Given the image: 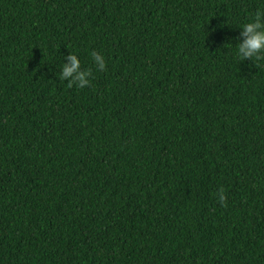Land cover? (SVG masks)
Instances as JSON below:
<instances>
[{
    "label": "trees",
    "instance_id": "obj_1",
    "mask_svg": "<svg viewBox=\"0 0 264 264\" xmlns=\"http://www.w3.org/2000/svg\"><path fill=\"white\" fill-rule=\"evenodd\" d=\"M257 10L0 0V264H264V58L236 55Z\"/></svg>",
    "mask_w": 264,
    "mask_h": 264
},
{
    "label": "clouds",
    "instance_id": "obj_2",
    "mask_svg": "<svg viewBox=\"0 0 264 264\" xmlns=\"http://www.w3.org/2000/svg\"><path fill=\"white\" fill-rule=\"evenodd\" d=\"M241 29L240 35L243 39L237 44V57L241 60L264 58V10H257L254 16L242 25ZM91 57L98 70H105L106 61L102 54L93 51ZM65 59L67 63L60 65L59 79L67 81L69 87L75 85L78 88H84L87 86L91 71L81 69V62L74 53H69ZM219 198L223 202L222 193Z\"/></svg>",
    "mask_w": 264,
    "mask_h": 264
}]
</instances>
